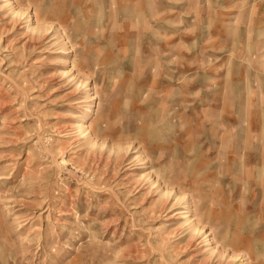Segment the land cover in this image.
<instances>
[{
	"label": "rangeland",
	"instance_id": "374dc122",
	"mask_svg": "<svg viewBox=\"0 0 264 264\" xmlns=\"http://www.w3.org/2000/svg\"><path fill=\"white\" fill-rule=\"evenodd\" d=\"M0 264H264V0H0Z\"/></svg>",
	"mask_w": 264,
	"mask_h": 264
}]
</instances>
